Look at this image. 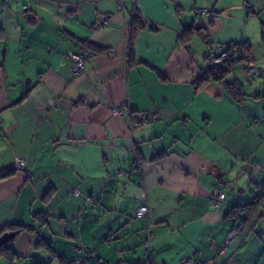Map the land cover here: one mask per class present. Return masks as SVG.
Masks as SVG:
<instances>
[{
	"label": "crops",
	"instance_id": "obj_1",
	"mask_svg": "<svg viewBox=\"0 0 264 264\" xmlns=\"http://www.w3.org/2000/svg\"><path fill=\"white\" fill-rule=\"evenodd\" d=\"M207 16L214 34L191 29ZM232 44L247 57L228 76L242 100L196 90ZM83 45L95 54L73 78ZM3 175L0 231L19 233L1 264H143L148 225L157 264H264V218L234 213L264 183V0H0Z\"/></svg>",
	"mask_w": 264,
	"mask_h": 264
},
{
	"label": "built area",
	"instance_id": "obj_2",
	"mask_svg": "<svg viewBox=\"0 0 264 264\" xmlns=\"http://www.w3.org/2000/svg\"><path fill=\"white\" fill-rule=\"evenodd\" d=\"M118 4H119V7H121V2H119ZM194 13H195L196 17H200V16L208 14V11L205 9H196ZM133 16H134V14H132V17ZM109 25H110V17L107 15H101V14L98 15L96 18V21L94 22V27L96 29H99V30L105 29ZM94 54L95 53L92 49L86 47V48H83L79 52L71 53L69 55V58L71 60L69 72L73 78H77L78 76H80L84 72V70L86 68V64L93 57ZM230 56L235 57L236 52L235 51H230V52L225 51V52H222L221 54H219L217 56L212 55L207 60H208L210 66H215V65L222 64ZM242 71L245 74H256L257 68L253 62H248L242 67ZM232 79L233 78H231V80ZM111 113L115 117H121L124 114V112L119 108L113 109L111 111ZM156 117H157L156 114H154L150 117L149 116H143V117L136 116V123L135 124L139 125L140 123H150L151 121L156 119ZM14 165H15L16 170L25 173L26 176H28V177H31V174L29 172H27V162L25 159L17 157L15 159ZM118 173H119V175H122L123 172L119 171ZM223 198H224L223 193H221L220 190H216L211 195L209 202L213 207L217 208L218 204L223 200ZM251 201H253V197L251 198ZM261 215H264V206H262V208H261ZM135 217L137 219H148V206H147V204L141 205L136 209ZM146 234H147V238H146V241L144 242L143 264H157V262L155 261V259L152 256V252H151L150 237H151L152 233H151V230L149 228V225L146 228ZM232 236H235V233L232 234ZM227 244H228V241L224 245L226 246ZM224 249H225L224 247L222 249H220L219 253L223 252ZM75 250H78V249L75 248ZM182 264H212V262L188 259V260L183 261Z\"/></svg>",
	"mask_w": 264,
	"mask_h": 264
},
{
	"label": "trees",
	"instance_id": "obj_3",
	"mask_svg": "<svg viewBox=\"0 0 264 264\" xmlns=\"http://www.w3.org/2000/svg\"><path fill=\"white\" fill-rule=\"evenodd\" d=\"M191 29L194 30L193 26L191 27ZM86 47L92 49L95 53V49L90 45H83L79 51H81L83 48H86ZM240 49L241 47L239 45L232 44L228 46V48L226 49V52L235 51L236 54L237 53L239 54L241 51ZM238 54L235 57L230 56L222 64L210 66L205 71H203L195 83L196 90L201 89L208 83H222L225 90L228 91L230 94H232L235 100L241 101L242 100L241 92H239L240 90L237 88L236 83L234 82L235 79H232V80L228 79V76L233 72L236 66L239 65L242 61L247 60V57L244 56V53H241L240 56ZM138 117H140V115ZM4 178H6L5 175L0 176V181L3 180ZM261 190L262 191L260 192V194L253 196V201H251L248 205L240 206L238 207L237 210H234V213L236 212L238 213L239 210L245 211L247 215V218L245 221L246 224L249 221H251L253 217L256 216L257 214H259L262 218H264V215H261V208L262 206H264V183H262L261 185ZM16 230L17 229L15 228L13 229L12 227L6 228L0 231V235H2L5 232L16 231ZM0 258H4L8 261H12L13 259H16L17 257L15 256L13 250L9 246L4 245L3 247L0 248Z\"/></svg>",
	"mask_w": 264,
	"mask_h": 264
},
{
	"label": "water",
	"instance_id": "obj_4",
	"mask_svg": "<svg viewBox=\"0 0 264 264\" xmlns=\"http://www.w3.org/2000/svg\"><path fill=\"white\" fill-rule=\"evenodd\" d=\"M213 24L211 26L210 24ZM221 20L211 18L209 16L205 17L202 20H199L193 25L194 30H205L208 34L212 35L214 34L220 27ZM19 231H10L5 232L2 235H0V248L6 245L7 243L13 241V239L18 235Z\"/></svg>",
	"mask_w": 264,
	"mask_h": 264
},
{
	"label": "rangeland",
	"instance_id": "obj_5",
	"mask_svg": "<svg viewBox=\"0 0 264 264\" xmlns=\"http://www.w3.org/2000/svg\"><path fill=\"white\" fill-rule=\"evenodd\" d=\"M213 56H214V55H213ZM239 70H240V67H239V69H238V67L235 68V72H237V71H239ZM262 220H264V219H262ZM14 239H15V238H14ZM14 239H13V240H14ZM11 244H12V241L9 242V243H7L6 245H7V246H10ZM0 262H4V261L0 260ZM0 264H1V263H0Z\"/></svg>",
	"mask_w": 264,
	"mask_h": 264
}]
</instances>
